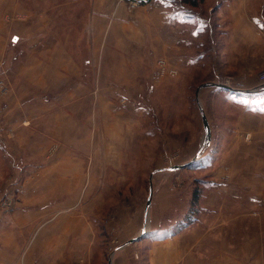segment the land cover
Instances as JSON below:
<instances>
[{"label": "rangeland", "instance_id": "374dc122", "mask_svg": "<svg viewBox=\"0 0 264 264\" xmlns=\"http://www.w3.org/2000/svg\"><path fill=\"white\" fill-rule=\"evenodd\" d=\"M201 4L196 8L203 10L204 6L207 9V5L201 7ZM97 10L104 12L99 0H0V53L6 62L12 61L13 57H26L25 49L29 43L36 42H45L46 49L49 45L54 47L62 43L61 48L65 51L55 50V57H66L69 62L66 67L48 63L47 73L42 77L47 83L45 88L39 87V84L30 87L18 74L7 75L8 79H14L8 84L6 75L0 70V80L7 87L6 93L0 91V189L5 187L8 190L6 195L16 201L9 210L0 205V226L10 219L18 206L15 185L17 179L23 176L18 168L24 166L25 169L27 162L21 160L31 154L28 147L23 150L12 143L15 142V136L11 125L28 120L29 115L20 112L31 110L30 106L46 100L20 95L23 90H32V93H39L43 89L55 91L62 88L67 79L78 80L89 90L86 93L89 96L69 99L68 115L73 126L69 127L68 135L75 138L76 117L84 121L89 129L84 131L83 145L60 146L61 131L53 130L48 135L50 131L38 129L41 122L51 123L50 116L34 117L32 129L20 130L19 133L23 138L41 142L38 148L49 156H56L60 151L67 152L73 157V162L68 164L74 169L77 164L78 169L82 170L83 175L78 180L70 177L66 179L68 193H53L48 199L54 204H67L59 209L61 215H72L77 208H82L85 218L84 251H93V257L85 258L83 264H89L88 260L90 264H108V257L121 248L131 252L128 264H144L145 256L141 254L140 257V252L155 250L157 240L169 238L173 234L182 235L183 241L189 237L197 240L192 254L187 250H179L181 264H209L210 261L215 264L209 245L205 247L203 236L207 228L205 221H209L207 208L216 198L214 191H217L211 188L213 171L207 168L212 163L208 155L202 157L204 148L199 145L204 130L197 116L195 90L205 82L202 78L203 66L194 68V80L185 77L176 86L170 87L174 94L175 89H178L174 98L170 93L164 98H157L154 93L156 86L152 85L164 75V81L170 79L168 81L172 83L178 71L169 67L164 59L157 58L154 49L131 50L124 46L123 40L115 42L111 30L114 19L104 16L97 18L101 17ZM44 21L46 25H43ZM13 34L18 37L15 42L10 38ZM53 55L54 50H45L27 59L40 58L46 62ZM159 61H164L167 67L164 69L158 64ZM216 68L219 72L220 65ZM160 71L165 72L158 75ZM189 76H192L191 73ZM219 78L216 81L221 83ZM13 91L14 96L11 95ZM145 104L152 105L156 110L158 108L160 116L164 112L161 116L163 122H158L155 113L149 117L151 120L147 118L143 122L141 112ZM206 107L209 111L207 104ZM92 122H96V125L92 126ZM247 134L245 140L250 139V134L249 139H246ZM42 140H45V144H42ZM17 154L22 157L19 161L14 157ZM194 154L197 155L196 159L186 167L167 170L172 165L187 163ZM76 155L82 161L77 163ZM63 179H52V191L58 189L60 192L64 188ZM195 193H198V201L193 205ZM2 199L0 193V204ZM233 199L229 195L224 200V212L230 213L224 215L228 223L234 222L228 227L226 235L228 242L235 240L236 246L240 247L243 245L240 219L231 220L237 212L232 209ZM164 204L167 207L165 211H159ZM197 219L201 220L199 224L196 223ZM259 219L262 224L257 251L260 257L256 260L258 264H264V215ZM52 220L35 224L28 231V240L35 238L39 230L49 228ZM151 221L158 225L151 228ZM144 224L145 231L141 235ZM188 228L185 233L184 230ZM250 229L255 227L250 226ZM77 234L75 230L67 234L70 246H75ZM137 236L140 238L124 245ZM170 254L164 252L163 264H176L177 261L174 263L175 259ZM147 259L150 261V257Z\"/></svg>", "mask_w": 264, "mask_h": 264}, {"label": "crops", "instance_id": "0c3cea01", "mask_svg": "<svg viewBox=\"0 0 264 264\" xmlns=\"http://www.w3.org/2000/svg\"><path fill=\"white\" fill-rule=\"evenodd\" d=\"M99 1L104 12L97 10L101 16L97 18L104 16L114 19L111 30L115 42L123 40L124 46L131 50L154 49L157 58L164 59L169 67L178 71L177 78L172 77V83H169L170 79L164 81V75L157 80L158 83L152 85L156 86L155 91L153 87L151 91H154L157 98H164L167 93L174 98L178 89H175L174 94L170 87L176 86L185 77L194 80V68L203 66L202 78L205 82L195 90V96L198 102L197 116L202 122V110L209 126L210 137L202 146L205 130L201 123L204 136L199 145L204 148L202 157L208 155V160L212 163L207 165V168L210 167L213 171L211 188L217 189L214 191L216 198L207 208L209 221L204 224L207 226L203 235L205 247L209 245L215 264H258L256 258L260 257L257 252L260 241L259 228L262 225L259 218L264 215V85H261L263 82L258 78L259 71L264 70V0H203L200 6L207 5V9L203 6V10L184 5L180 0H158L159 6L146 3L128 12L124 0ZM43 23L46 25V21ZM43 29L45 30L44 26ZM10 38L14 42L18 40L16 34ZM61 44L59 42L54 47L49 45L46 49L45 42L29 43L25 49L27 56L22 55L18 59L13 57L14 61L10 62H6L0 53V70L6 78L11 74L22 75L30 87L39 84V87L45 88L47 83L42 77L47 73L48 63L50 65L54 62L61 67H66L69 63L66 57H55V50L65 51ZM45 50H54L53 58L47 59L46 62L40 58L27 59L28 56ZM217 65H220L219 72ZM190 73L192 76H189ZM208 73L210 77L206 76ZM217 78L221 84H227L230 88L212 85L211 83H218ZM11 80L7 78V83ZM87 92L89 90L81 81L67 79L64 86L55 91L43 89L39 93H32V90H23L20 95L46 100L30 106L31 110L20 112L28 114V120L11 125L15 136V142L12 143H16L23 150L28 147L31 154L25 158L18 154L14 156L17 161L22 158L21 161L27 162V165L25 169L24 166L18 168V172L22 171L24 176L17 177L15 185L19 197L18 206L10 219L0 226V264H83L85 258L93 257V251H84L85 218L82 208H77L75 214L61 215L59 209L67 204H54L48 199L53 193H68L65 188L66 179L70 177L78 180L83 175L82 170L78 169L77 164L76 169L68 164L73 162V157L67 152L60 151L56 156H49L38 148L41 142L29 137L23 138L19 133L20 130L32 129L34 117L50 116L51 123L41 122L42 125L37 128L50 131L48 135H51L53 130L61 131V142H58L60 146L83 145L84 131L89 128L84 121L76 117L75 138L69 137L68 130L73 123L69 120L67 107L70 98L88 97ZM11 95L14 96V91ZM142 109L143 122L153 113L158 122H163L161 116L164 112H161L160 116L158 108L156 110L152 105L145 104ZM94 124L96 125V122H92V126ZM246 133L250 134L249 140L244 138ZM45 140H42V144H45ZM75 159L77 163L82 161L77 155ZM173 166L175 165L167 170L174 171L171 169ZM55 178H64V188L60 189V192L58 189H51L52 179ZM229 195L231 199L234 198L232 209L237 210L231 220L240 219V231L243 235V245L240 247L236 246L235 240H227L228 227L234 223H228L227 216L224 215L230 214L224 212V200H227ZM166 208L164 204L158 210L162 212ZM50 219L53 220L49 228L39 230L35 237L37 239L32 237L28 240V231L35 224ZM199 222L201 220L197 219L196 223ZM154 223L151 221V228L158 225L157 222ZM250 226L255 229L251 230ZM144 227L145 224L143 229ZM73 230L78 234L75 246H70L67 234ZM188 230L189 228L184 230L185 233ZM188 234L190 236V233ZM154 246L155 250L140 252V257L141 254L145 256L144 264H163L164 252L171 253L170 256L175 259L174 263L177 261L176 264H181L179 250H187L192 254L197 240L189 237L183 241L182 235L173 234L169 238L157 240ZM121 249L108 257V264H128L127 259L131 258V252ZM149 257L150 261L147 259ZM87 263L90 264L91 261L88 260Z\"/></svg>", "mask_w": 264, "mask_h": 264}, {"label": "built area", "instance_id": "2783aa9c", "mask_svg": "<svg viewBox=\"0 0 264 264\" xmlns=\"http://www.w3.org/2000/svg\"><path fill=\"white\" fill-rule=\"evenodd\" d=\"M124 2L126 4L127 10H132L134 7H137L138 5L146 4V3H151L154 6H159L160 5L158 0H155V1H151V0H124ZM158 64L160 66H162L164 69L166 68V65H165L164 61H159ZM164 72L165 71H160L157 74L158 75H162ZM173 72L174 71H172V73ZM258 78H259V80L261 82H263L261 85H264V71L258 73ZM0 91L2 93H6L7 92L6 84L2 80H0ZM246 139H249V134L246 135ZM7 192H8V190L5 189V187L0 189L1 197L3 198L0 205L2 207H4L5 210L12 209L15 206V204H16V201H15V199L12 196L6 195Z\"/></svg>", "mask_w": 264, "mask_h": 264}, {"label": "water", "instance_id": "95a60500", "mask_svg": "<svg viewBox=\"0 0 264 264\" xmlns=\"http://www.w3.org/2000/svg\"><path fill=\"white\" fill-rule=\"evenodd\" d=\"M211 84L214 85V86L217 85V86H219V87H223V88H227V89L230 88L227 84H221V83H211ZM199 88H200V87H199ZM200 111H201V114H202L201 117H202L203 128H204V130H205V137H204L203 144H202V146H203V145L206 144L207 141L209 140V137H210V130H209V126H208V123H207V120H206L205 115L203 114L202 110H200ZM196 156H197V155H196ZM196 156H194L193 159L190 160L189 162H187V163H185V164H182V165H175V166H173L171 169H172V170H177V169H181V168H183V167H186L188 164H190L193 160L196 159ZM150 195H151V190H150ZM148 202H149V199H148ZM148 204H149V203H148ZM144 231H145V227H144V229L142 230V233H140V234L142 235V234L144 233ZM141 235H140V236H141ZM140 236H137V237H135V238H132V239L128 240L127 242L124 243V245L136 241L137 239L140 238Z\"/></svg>", "mask_w": 264, "mask_h": 264}, {"label": "trees", "instance_id": "16d2710c", "mask_svg": "<svg viewBox=\"0 0 264 264\" xmlns=\"http://www.w3.org/2000/svg\"><path fill=\"white\" fill-rule=\"evenodd\" d=\"M180 2L181 3H183L184 5H187V6H189V7H197V6H199V4H201L202 2H203V0H180ZM195 198H194V200L192 201V204L194 205H196V203H197V199H198V193H195ZM190 221V220H189Z\"/></svg>", "mask_w": 264, "mask_h": 264}]
</instances>
